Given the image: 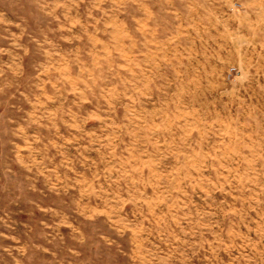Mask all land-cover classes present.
I'll return each instance as SVG.
<instances>
[{"label":"rangeland","instance_id":"rangeland-1","mask_svg":"<svg viewBox=\"0 0 264 264\" xmlns=\"http://www.w3.org/2000/svg\"><path fill=\"white\" fill-rule=\"evenodd\" d=\"M197 1L0 0V264H264V0Z\"/></svg>","mask_w":264,"mask_h":264},{"label":"crops","instance_id":"crops-1","mask_svg":"<svg viewBox=\"0 0 264 264\" xmlns=\"http://www.w3.org/2000/svg\"><path fill=\"white\" fill-rule=\"evenodd\" d=\"M215 2H216V0H198L197 2L193 3L195 5L193 7V9H194V11L197 9L199 11L200 15L203 16L204 19H210V18L215 19ZM196 3H197V5H196ZM178 19L181 20L182 17L176 15V27L179 26ZM213 25H214V23H213ZM180 27L183 28V22L180 25ZM176 33L183 34L184 32L176 30Z\"/></svg>","mask_w":264,"mask_h":264}]
</instances>
